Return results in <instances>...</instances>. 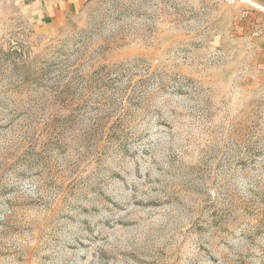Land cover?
<instances>
[{
	"label": "rangeland",
	"instance_id": "rangeland-1",
	"mask_svg": "<svg viewBox=\"0 0 264 264\" xmlns=\"http://www.w3.org/2000/svg\"><path fill=\"white\" fill-rule=\"evenodd\" d=\"M0 264H264V8L0 0Z\"/></svg>",
	"mask_w": 264,
	"mask_h": 264
},
{
	"label": "crops",
	"instance_id": "crops-1",
	"mask_svg": "<svg viewBox=\"0 0 264 264\" xmlns=\"http://www.w3.org/2000/svg\"><path fill=\"white\" fill-rule=\"evenodd\" d=\"M250 1L264 8V0ZM20 2L24 10L39 24L57 25L80 12L89 0H20Z\"/></svg>",
	"mask_w": 264,
	"mask_h": 264
},
{
	"label": "built area",
	"instance_id": "built-area-1",
	"mask_svg": "<svg viewBox=\"0 0 264 264\" xmlns=\"http://www.w3.org/2000/svg\"><path fill=\"white\" fill-rule=\"evenodd\" d=\"M223 2L227 3V4H234L236 2L242 1V2H248V3H252L250 0H222Z\"/></svg>",
	"mask_w": 264,
	"mask_h": 264
}]
</instances>
